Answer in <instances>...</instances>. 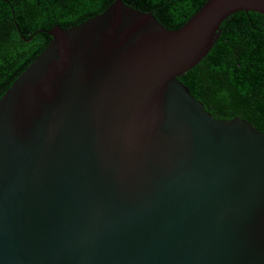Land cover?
Returning a JSON list of instances; mask_svg holds the SVG:
<instances>
[{"label":"water","instance_id":"95a60500","mask_svg":"<svg viewBox=\"0 0 264 264\" xmlns=\"http://www.w3.org/2000/svg\"><path fill=\"white\" fill-rule=\"evenodd\" d=\"M236 12L264 0L46 31L0 97V264H264V133L177 80Z\"/></svg>","mask_w":264,"mask_h":264},{"label":"trees","instance_id":"16d2710c","mask_svg":"<svg viewBox=\"0 0 264 264\" xmlns=\"http://www.w3.org/2000/svg\"><path fill=\"white\" fill-rule=\"evenodd\" d=\"M114 0H0V97L46 47V31L70 28ZM206 0H120L167 30L182 26ZM177 80L213 118H240L264 133V16L230 14L208 53Z\"/></svg>","mask_w":264,"mask_h":264}]
</instances>
